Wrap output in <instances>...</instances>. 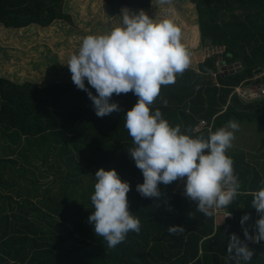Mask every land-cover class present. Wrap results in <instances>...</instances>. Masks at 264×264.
Segmentation results:
<instances>
[{
    "label": "trees",
    "instance_id": "obj_1",
    "mask_svg": "<svg viewBox=\"0 0 264 264\" xmlns=\"http://www.w3.org/2000/svg\"><path fill=\"white\" fill-rule=\"evenodd\" d=\"M70 1L0 0V33L29 28L41 33L57 21L73 25V14L66 10ZM103 1L104 13L113 17L111 29L120 25L122 7L147 15L163 9L156 0ZM190 1L197 11L198 37L185 47L223 51L204 55L197 66L177 74L175 83L161 86L150 110L159 109L170 125H180L192 137L207 138L230 119L264 122V99L245 103L231 95L241 82L264 83V0ZM99 4L89 0L86 8ZM180 15L177 11L175 17ZM236 62L238 67L229 66ZM137 99L132 91L113 94L120 111L98 117L87 93L73 82H18L1 74L0 61V264H234L228 237L236 233L244 240L243 227L255 233L259 213L252 208L251 193L264 180V152L246 160L227 150L241 184L237 197L222 208L233 217L214 209L212 215L199 212L177 189L180 179L158 185L159 198L142 197L135 186L143 176L128 154L134 144L123 117ZM201 121L206 125L197 131ZM99 168L115 169L129 182V211L141 224L138 234L129 232L114 248L96 236L87 220ZM246 212L249 220L242 227ZM171 225L184 231L168 233ZM245 242L253 250L247 264H264V241Z\"/></svg>",
    "mask_w": 264,
    "mask_h": 264
},
{
    "label": "clouds",
    "instance_id": "obj_2",
    "mask_svg": "<svg viewBox=\"0 0 264 264\" xmlns=\"http://www.w3.org/2000/svg\"><path fill=\"white\" fill-rule=\"evenodd\" d=\"M166 4L168 0H159ZM119 26L104 34H88L67 60L73 84L87 93L95 115L103 117L120 111L113 94L132 93L136 103L124 114V128L134 147L128 151L141 170L143 182L136 184L142 197L161 196L158 185L184 180L183 195L195 202L204 215L211 209L229 206L240 192L241 184L227 155L239 123L230 119L226 126L210 131L207 138L192 137L172 126L159 109L150 110L161 86L175 83L176 75L190 65V53L182 43L181 28L170 19L156 21L143 10L120 9ZM95 90V95L86 86ZM94 191L90 196L92 210L87 220L97 237L108 248L126 239L129 232L139 233L138 217L129 211L127 193L130 184L121 180L115 169L99 168L95 172ZM252 191V208L259 213L255 233L243 227L249 220L246 212L240 218L244 240L236 233L228 237L227 252L234 264H247L253 250L245 241H264V180ZM230 215V212L225 216ZM168 233L184 231L171 225ZM260 244V243H258Z\"/></svg>",
    "mask_w": 264,
    "mask_h": 264
},
{
    "label": "rangeland",
    "instance_id": "obj_3",
    "mask_svg": "<svg viewBox=\"0 0 264 264\" xmlns=\"http://www.w3.org/2000/svg\"><path fill=\"white\" fill-rule=\"evenodd\" d=\"M71 1L70 5L72 3ZM78 2L79 6H76V8L73 9V18L77 21L76 23L74 22L75 24L73 25H67L63 22H55L52 26L41 33H38L34 28L26 30L2 29L0 33V48L4 50V58L1 59L2 51H0L1 71L6 72L13 77L18 76V79L22 76L29 75L33 77L35 81H41L45 76V71H54L56 67H58V57L63 55L64 58V54L68 49L74 50L77 47L79 38L77 37L76 32H79L78 34L82 35L84 33L82 31L88 32L104 29L105 26L103 21H97V25L99 26L89 24L90 22L87 24L88 17L86 16L87 14L85 10L86 0H78ZM176 3L181 5H172ZM156 5H159V0H156ZM164 5L165 6L161 4V7L163 8L161 12H148L149 15H151L152 18L155 16L154 18L159 20L165 18L172 20L181 28V30H183L181 31L182 43L184 44L186 41H190L191 44L193 43V45H195L197 43L195 39L198 37V31L196 29L197 11L194 3L190 0L184 2H182V0H168ZM102 7L105 8L103 1L100 2L99 7L96 8L97 15H100V17L96 19H112V16H103L104 11ZM184 8H186L185 11ZM177 11H181V15L178 18L175 17ZM98 22L101 24H98ZM199 45L202 46L201 43H199ZM200 49L201 48L198 46L196 53H198ZM206 51H208V49L207 47H204V55ZM68 58L69 57H66L64 61L66 69H68L66 65ZM200 58L205 59L203 56H196L193 57V62H196ZM239 65L240 63L236 62L229 66L236 68ZM65 72L66 71H62V74ZM49 73L51 75L50 78L55 77L53 72ZM233 91L231 94L234 93ZM237 122L239 123V129L235 132L236 139L234 138L232 141V143L236 142L234 147L247 150L245 147H242L241 144L244 141L246 142L245 139H249V152H252V150L258 152L260 148V150L264 152V146L262 145L264 144V122L255 120H239ZM182 185H184V183Z\"/></svg>",
    "mask_w": 264,
    "mask_h": 264
},
{
    "label": "crops",
    "instance_id": "obj_4",
    "mask_svg": "<svg viewBox=\"0 0 264 264\" xmlns=\"http://www.w3.org/2000/svg\"><path fill=\"white\" fill-rule=\"evenodd\" d=\"M72 1H74V3H73V8L71 7L70 8V5H69V8H67L66 10L68 11V12H71L72 14H73V12H74V10L73 9H75L76 8V6H79V2H78V0H72ZM77 3H76V2ZM99 2H102L103 0H98ZM104 2V1H103ZM89 3V0H86V3H85V10H86V16L88 17V19H87V24H88V22H90L89 24H93L94 26H99V25H97V21H103V23H104V28H105V30H107V31H109V29H111V27H109V21L110 20H106L105 18L104 19H96V18H98V17H100V16H97V11H96V6L95 7H90L89 9H87L86 8V5ZM100 5V4H99ZM75 16V15H74ZM103 16L104 17H106L107 16V14H105V13H103ZM109 16V15H108ZM74 19V18H73ZM57 22H60V21H57ZM74 22L76 23L77 21L74 19ZM98 24H101L100 22H98ZM73 30V29H72ZM74 31V30H73ZM102 31V29H100L99 31L98 30H96V35H98L100 32ZM84 32V31H83ZM74 33V32H73ZM76 33H78V32H76ZM95 33V31H88L87 32V35L88 34H94ZM78 36H79V43H78V45H77V47L74 49V50H72V49H68L66 52H65V54H64V58H63V55L62 56H60V57H58V63H57V66L58 67H56V69L53 71H49V72H53V74H54V78H50L51 77V75H50V73L48 72V71H45V76H44V78H42V80L41 81H35L34 80V78L33 77H31V76H29V75H27V76H22L20 79H18V76H15V77H13V76H11V75H8L6 72H4V71H1V74L3 75V76H5V77H7V78H10V79H13V80H15V81H18V82H24V81H31V82H33V83H35V84H38V85H45V84H48V83H52V82H58V81H64V80H67V81H69V82H72L71 81V78H70V76H71V74H70V72H69V70L68 69H66L65 68V65H64V61H65V59H66V57H69L72 53H74V52H76L77 50H78V48H79V45H80V43H81V41H82V39H83V37H85V35H79L78 34ZM184 44H189V43H184ZM189 46H191V45H189ZM203 48H204V46H203ZM67 49V48H66ZM187 50L189 51V53H190V66H197L198 65V62L199 61H202L203 60V58L201 59H199V60H197L196 62H193V57H196V56H203L204 57V53H203V49L201 48V50L198 52V53H196L197 52V50H195V49H193V48H190V47H188L187 48ZM55 67V66H54ZM62 67V68H61ZM62 71H66L64 74H62ZM33 76V75H32ZM245 84V83H244ZM231 95H237L236 93H232ZM238 96V95H237ZM239 97V96H238ZM243 102H245V103H249V102H255V101H260L261 99H264V98H261V99H258V100H255V101H253V100H245V99H242L241 97H239ZM236 121H239V120H236ZM249 121H252V120H249ZM227 124H225V126H226ZM236 139V138H235ZM246 140V142L244 141V142H242V144H241V146L242 147H245L247 150H242V149H238L237 147H234L235 145H236V142H233L232 143V146L230 147L231 148V150L233 151V152H238L239 154H240V156L241 155H243V156H245V159L246 160H248L249 159V157L252 155V153H256V152H254L253 150H252V152H249V150H248V147H249V145H250V140L249 139H245ZM249 143V144H248ZM261 149V148H260ZM259 149V150H260ZM249 153H251V154H249ZM242 157V156H241ZM184 183V180L183 179H180V182H179V184H178V186H177V189L179 190V191H182L183 192V190H184V185H182Z\"/></svg>",
    "mask_w": 264,
    "mask_h": 264
},
{
    "label": "built area",
    "instance_id": "obj_5",
    "mask_svg": "<svg viewBox=\"0 0 264 264\" xmlns=\"http://www.w3.org/2000/svg\"><path fill=\"white\" fill-rule=\"evenodd\" d=\"M208 51L205 52V56L210 55L212 52H222L223 48H219V47H207ZM264 73V71L262 72ZM234 93H236L239 97H241L242 99L245 100H258L261 98H264V83H258V84H244V82H241L238 86H235L233 89ZM206 125V121H201L200 124L198 126H196V130L199 131L202 127H204ZM216 213L221 212L224 216H226L228 214V211L222 208L220 209H214ZM227 217H233V213L230 212V215H228ZM255 243V242H254ZM260 243V242H258Z\"/></svg>",
    "mask_w": 264,
    "mask_h": 264
}]
</instances>
